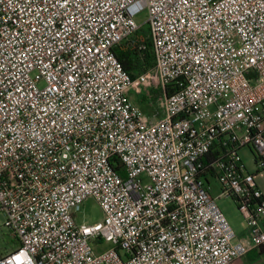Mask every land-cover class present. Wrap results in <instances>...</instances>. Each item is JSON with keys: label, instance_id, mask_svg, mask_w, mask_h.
<instances>
[{"label": "built area", "instance_id": "1", "mask_svg": "<svg viewBox=\"0 0 264 264\" xmlns=\"http://www.w3.org/2000/svg\"><path fill=\"white\" fill-rule=\"evenodd\" d=\"M144 10L155 64L133 78L116 48L146 50ZM148 86L154 120L129 95ZM243 147L264 170V0H0V207L20 243L0 264H232L264 247ZM90 197L103 220L79 224Z\"/></svg>", "mask_w": 264, "mask_h": 264}, {"label": "rangeland", "instance_id": "2", "mask_svg": "<svg viewBox=\"0 0 264 264\" xmlns=\"http://www.w3.org/2000/svg\"><path fill=\"white\" fill-rule=\"evenodd\" d=\"M148 13L147 10L142 11L140 14L136 16V21L141 24V29L139 31V35H143V37L147 38L148 36V28L147 24L145 23L147 19ZM129 95L133 101H135L140 108L144 111L145 116L154 117L156 118L159 109L157 105L153 103V105L149 101L140 102L138 99L141 97L140 94L134 92V90L129 91ZM240 156L245 163L248 171L255 174V179L262 191L264 192V170H260L257 168L255 164V157L252 151L247 148L243 147L239 150ZM210 185H211V196L217 197L219 192L220 183L219 180L214 177H209ZM216 203L223 212L224 216L228 220L230 226L234 230L239 238L242 233L247 229V222L239 210L235 200L232 197H217ZM76 215V222L79 224H88L93 225L101 222L103 220V211L93 197L86 199L81 205L80 210L75 213ZM6 216L4 211L0 207V255H5L10 253L11 251L17 249L20 245L19 240L16 237H13L10 233L8 227L5 225ZM94 246L95 251L99 252L103 249L109 247V243H100L95 244L92 243Z\"/></svg>", "mask_w": 264, "mask_h": 264}, {"label": "trees", "instance_id": "3", "mask_svg": "<svg viewBox=\"0 0 264 264\" xmlns=\"http://www.w3.org/2000/svg\"><path fill=\"white\" fill-rule=\"evenodd\" d=\"M146 41V50H139L137 48H127L125 50H122L119 46L118 48H116V55L118 59L122 63L123 67L130 73L133 78L139 72L145 71L153 67L155 64L151 43L148 40V37L146 38ZM160 94L161 88L159 86H148L143 89L142 93H140L141 98L139 99V101L144 102L147 100L153 105V103L156 102Z\"/></svg>", "mask_w": 264, "mask_h": 264}, {"label": "crops", "instance_id": "4", "mask_svg": "<svg viewBox=\"0 0 264 264\" xmlns=\"http://www.w3.org/2000/svg\"><path fill=\"white\" fill-rule=\"evenodd\" d=\"M155 104H156V102H155ZM161 116H162V112L159 111L156 115V118L148 117V116H146V117L148 120H154V119H157ZM218 196H219V192H218L217 197ZM217 197H214V198L217 199ZM219 197H221V196H219ZM239 238L240 239L248 238L247 231L246 232L244 231ZM232 264H264V247L261 246V247H257V248L250 250L245 256L238 258V259H235Z\"/></svg>", "mask_w": 264, "mask_h": 264}]
</instances>
